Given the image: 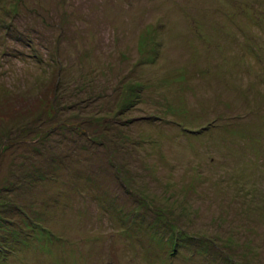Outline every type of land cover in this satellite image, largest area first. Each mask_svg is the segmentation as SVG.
I'll use <instances>...</instances> for the list:
<instances>
[{"label": "rangeland", "instance_id": "rangeland-1", "mask_svg": "<svg viewBox=\"0 0 264 264\" xmlns=\"http://www.w3.org/2000/svg\"><path fill=\"white\" fill-rule=\"evenodd\" d=\"M0 264H264V0H0Z\"/></svg>", "mask_w": 264, "mask_h": 264}]
</instances>
